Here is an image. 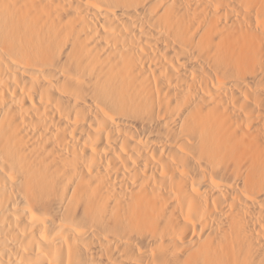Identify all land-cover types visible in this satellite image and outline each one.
<instances>
[{"label": "bare ground", "instance_id": "1", "mask_svg": "<svg viewBox=\"0 0 264 264\" xmlns=\"http://www.w3.org/2000/svg\"><path fill=\"white\" fill-rule=\"evenodd\" d=\"M0 264H264V0H0Z\"/></svg>", "mask_w": 264, "mask_h": 264}]
</instances>
